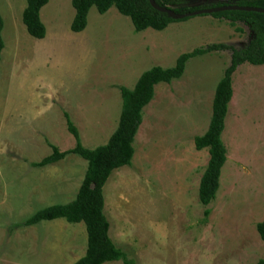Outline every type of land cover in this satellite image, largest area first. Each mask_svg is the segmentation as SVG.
<instances>
[{
	"label": "rangeland",
	"instance_id": "1",
	"mask_svg": "<svg viewBox=\"0 0 264 264\" xmlns=\"http://www.w3.org/2000/svg\"><path fill=\"white\" fill-rule=\"evenodd\" d=\"M182 1L203 8L239 0ZM24 8L25 0H0V264H73L86 250L82 223L23 225L42 208L72 201L84 177L86 162L76 155L42 168L30 165L50 155L51 145L74 147L63 114L83 147L104 145L118 124L119 87L132 89L143 72L171 68L194 49L242 48L254 33L211 15L135 32L113 7L105 14L92 7L86 28L73 33L71 0H48L40 10L45 37L37 40L22 24ZM230 55L222 50L193 57L179 79L155 86L130 166L113 171L103 188L109 238L133 264L264 260L256 231L264 219V65L243 64L232 75L219 188L207 207L198 201L208 152L196 150L193 139L207 129Z\"/></svg>",
	"mask_w": 264,
	"mask_h": 264
},
{
	"label": "trees",
	"instance_id": "2",
	"mask_svg": "<svg viewBox=\"0 0 264 264\" xmlns=\"http://www.w3.org/2000/svg\"><path fill=\"white\" fill-rule=\"evenodd\" d=\"M160 8H168L174 13H185L224 6H239L264 9V0H239L236 3L224 2L211 4L208 7H189L182 0H154ZM48 0H25L21 21L27 34L37 40L45 37V27L40 20V10ZM74 16L70 24L73 33L82 32L87 25V15L94 7L99 14H105L110 8L127 17L135 32L146 29L162 31L171 23L185 21L173 20L168 14L154 10L147 0H71ZM215 19L228 21L231 26L243 24L254 33L247 45L234 49L224 44H214L205 48L194 49L177 57L171 68L153 67L143 72L132 89L119 87L121 110L118 124L106 144L94 149H86L80 141L77 129L69 116L64 113L67 131L74 138V147L60 151L50 146L51 154L37 163L33 168H42L63 160L66 156L76 155L86 162L84 177L75 198L62 205H51L36 211L27 218L23 225L34 226L40 222L63 219L70 224L82 223L86 232V250L84 255L73 264H105L121 261L133 264L122 249L117 248L109 238V223L104 216L103 188L113 171L130 166L134 155L133 141L142 123V111L152 101L154 88L160 83L169 84L179 79L187 61L193 57L230 50V62L217 82L211 105V117L206 131L193 139L196 150L207 149L208 161L198 185V201L207 207L215 198L219 188L221 168L226 162V150L220 136L224 129L227 107L232 97V75L237 67L243 64L252 66L264 65V14L245 11H223L213 13ZM2 20L0 17V55L4 48L1 37ZM240 30V29H237ZM209 209L204 210L207 216ZM260 240L264 242V219L256 225ZM256 264H264V260Z\"/></svg>",
	"mask_w": 264,
	"mask_h": 264
},
{
	"label": "water",
	"instance_id": "3",
	"mask_svg": "<svg viewBox=\"0 0 264 264\" xmlns=\"http://www.w3.org/2000/svg\"><path fill=\"white\" fill-rule=\"evenodd\" d=\"M150 4V6L161 13L168 14L173 20H181L184 18H190L194 16H199V15H211L213 13H218V12H223V11H245V12H256V13H261L264 14V9H259V8H252V7H239V6H224V7H216V8H208V9H202V10H197L189 13H185L182 15L174 13L172 10L164 7L160 8L156 5L154 0H147Z\"/></svg>",
	"mask_w": 264,
	"mask_h": 264
}]
</instances>
